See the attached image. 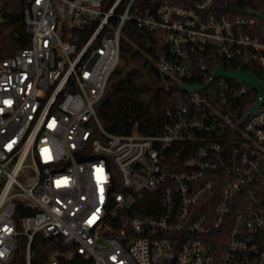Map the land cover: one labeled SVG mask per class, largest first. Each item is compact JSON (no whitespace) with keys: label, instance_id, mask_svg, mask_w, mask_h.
I'll list each match as a JSON object with an SVG mask.
<instances>
[{"label":"built area","instance_id":"1","mask_svg":"<svg viewBox=\"0 0 264 264\" xmlns=\"http://www.w3.org/2000/svg\"><path fill=\"white\" fill-rule=\"evenodd\" d=\"M23 1L31 44L0 56V264L21 237L31 264L38 234L67 246L52 264H264V104L214 75H264V19L225 0ZM128 21L159 37L172 82L160 134H115L99 116Z\"/></svg>","mask_w":264,"mask_h":264},{"label":"trees","instance_id":"2","mask_svg":"<svg viewBox=\"0 0 264 264\" xmlns=\"http://www.w3.org/2000/svg\"><path fill=\"white\" fill-rule=\"evenodd\" d=\"M105 6L115 0H102ZM129 0H123V9ZM163 2H175L191 6L194 0H134L135 6L157 10ZM23 0H5L4 20L0 22V56L13 55L17 50L31 44L30 35L22 21ZM233 10L232 15L248 16V9L264 12V0H225ZM121 44L122 64L120 73H115L109 81L106 97L100 104L99 116L104 127L115 134L131 133L138 125V132L160 134L164 125L167 103L171 92L166 85L171 84L157 68L159 37L146 28H139L134 21H128L123 29ZM231 66H236L233 64ZM247 66V65H246ZM260 76L259 68L251 66ZM117 175V174H116ZM27 240L21 237L15 264H26ZM31 264H52L50 254L56 250H66L60 238L38 234L32 242ZM59 264H93L81 254L72 259H61Z\"/></svg>","mask_w":264,"mask_h":264},{"label":"water","instance_id":"3","mask_svg":"<svg viewBox=\"0 0 264 264\" xmlns=\"http://www.w3.org/2000/svg\"><path fill=\"white\" fill-rule=\"evenodd\" d=\"M247 13L249 15H255L257 17H261L264 19L263 11L258 12L257 10L251 8L247 10ZM215 69L216 70L214 72V75H222L225 77L227 76L242 82H246L259 92L260 98L256 100V104L251 108V111L258 109L262 104H264V78L260 77L256 72H254L253 70L244 69L243 66H240L237 69L224 70L220 67H216ZM114 72L116 74L120 73V67L116 68ZM209 83L210 82L205 84H193V85L183 83L181 84V86L186 89H193V88L203 89L206 88V86Z\"/></svg>","mask_w":264,"mask_h":264},{"label":"rangeland","instance_id":"4","mask_svg":"<svg viewBox=\"0 0 264 264\" xmlns=\"http://www.w3.org/2000/svg\"><path fill=\"white\" fill-rule=\"evenodd\" d=\"M3 13H4L3 8H0V22H2L4 20ZM100 107L101 106L99 105V109H100Z\"/></svg>","mask_w":264,"mask_h":264}]
</instances>
